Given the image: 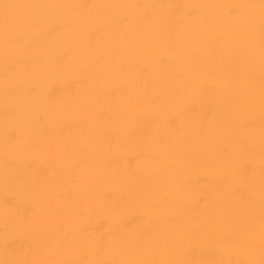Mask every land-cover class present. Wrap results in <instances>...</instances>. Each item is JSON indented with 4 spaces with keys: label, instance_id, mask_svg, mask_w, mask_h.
Masks as SVG:
<instances>
[{
    "label": "bare ground",
    "instance_id": "6f19581e",
    "mask_svg": "<svg viewBox=\"0 0 264 264\" xmlns=\"http://www.w3.org/2000/svg\"><path fill=\"white\" fill-rule=\"evenodd\" d=\"M0 264H264V0H0Z\"/></svg>",
    "mask_w": 264,
    "mask_h": 264
}]
</instances>
